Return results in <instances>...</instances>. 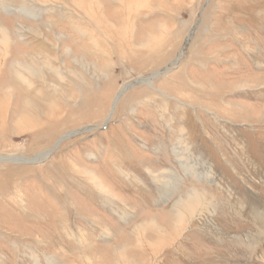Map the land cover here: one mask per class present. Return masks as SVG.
Listing matches in <instances>:
<instances>
[{"label": "rangeland", "instance_id": "1", "mask_svg": "<svg viewBox=\"0 0 264 264\" xmlns=\"http://www.w3.org/2000/svg\"><path fill=\"white\" fill-rule=\"evenodd\" d=\"M78 131L0 161V264H264V0H0V158Z\"/></svg>", "mask_w": 264, "mask_h": 264}, {"label": "bare ground", "instance_id": "2", "mask_svg": "<svg viewBox=\"0 0 264 264\" xmlns=\"http://www.w3.org/2000/svg\"><path fill=\"white\" fill-rule=\"evenodd\" d=\"M20 67H22L23 69L25 68L21 64H20ZM25 70H26V68H25ZM42 157H43V155L42 156L35 157V159H42ZM1 158H3V157H1ZM7 158H10L11 161L23 160V158H16V157H7ZM168 175H170V177H172V176L175 177V174L173 172H169ZM159 177H162V176H159ZM162 183L166 187L169 185V182L168 181L167 182L166 181H163ZM100 187H101L100 189H102L104 192H107L108 191V189L106 187H104L102 184L100 185ZM166 187L163 188V192L165 193V191L166 192L168 191L167 193H169L170 191ZM206 200H207V198L205 197V195H203L200 191L195 190L194 192H192L191 194L188 195V197H187L186 200L183 199L179 203H177V206H178V216H179V222H180L179 224L181 226H184L185 219H187V218H185V216H188V214H193L196 209H200L198 206L199 205H202L201 203L205 202ZM181 210L182 211L184 210V212H182ZM151 226H153V228L159 229V228H157L158 225L155 224V223H153ZM159 231H161V230H159ZM140 237H139V239H141L143 241L144 236L141 235ZM146 245H147L148 250L150 251L151 258H154V256H155V253L154 252H155V249L156 248L154 247V250H153L152 249L153 246H151V245L149 246V243L146 244ZM119 255L122 256V258H126V257L123 256L124 255L123 253H120ZM129 264H131V262Z\"/></svg>", "mask_w": 264, "mask_h": 264}, {"label": "water", "instance_id": "3", "mask_svg": "<svg viewBox=\"0 0 264 264\" xmlns=\"http://www.w3.org/2000/svg\"><path fill=\"white\" fill-rule=\"evenodd\" d=\"M163 72H164V71L159 72V73H156V74L150 76L149 78L138 79V80L135 81L134 84L129 85L127 88H125L123 91H121V92L117 95V97H116V99H115V101H114V105H113V109H112V110H114L116 104L118 103L119 99H120L121 96L123 95V92H124V91H127L128 89H130V88L133 87L134 85H139V84H148V85H151V81H153L156 77H158V75H160V74L163 73ZM86 131H88V129H87ZM78 133H81V131L68 133L67 135H65L64 137H62V138L56 143V145L54 146V148H53L52 150H50V151H48V152H46V153H44V154H41V155H43L45 159L48 158V157H50V156L54 153V151H56V149L61 145V143H63L65 140L69 139L70 137H73V136L77 135ZM42 160H43V159H35V158H34V159H31V160H27V159L25 160V159H23V160H18V161H11L10 158H7V157L0 158V161H1V162H6V163L9 162V163H27V164H35V163L40 162V161H42Z\"/></svg>", "mask_w": 264, "mask_h": 264}]
</instances>
